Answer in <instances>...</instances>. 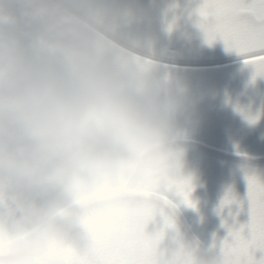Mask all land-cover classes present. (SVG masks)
<instances>
[{"label":"clouds","instance_id":"clouds-1","mask_svg":"<svg viewBox=\"0 0 264 264\" xmlns=\"http://www.w3.org/2000/svg\"><path fill=\"white\" fill-rule=\"evenodd\" d=\"M133 23L120 0H0V264H77V231L220 264L165 210L199 118Z\"/></svg>","mask_w":264,"mask_h":264},{"label":"flooded vegetation","instance_id":"flooded-vegetation-1","mask_svg":"<svg viewBox=\"0 0 264 264\" xmlns=\"http://www.w3.org/2000/svg\"><path fill=\"white\" fill-rule=\"evenodd\" d=\"M120 0L134 17L127 35L151 47L162 68L185 82L196 103L199 124L189 128L187 169L194 174L186 203L166 194L202 241L220 254L228 227L249 220L246 174L264 180V75L254 76L246 57L219 36L208 42L201 26L205 0ZM153 21H142L143 19ZM230 192L232 203L222 204ZM82 231L73 243L86 242Z\"/></svg>","mask_w":264,"mask_h":264},{"label":"snow or ice","instance_id":"snow-or-ice-1","mask_svg":"<svg viewBox=\"0 0 264 264\" xmlns=\"http://www.w3.org/2000/svg\"><path fill=\"white\" fill-rule=\"evenodd\" d=\"M201 26L209 43L218 36L229 49L246 57L255 75H264V0H205L201 5ZM249 220L246 224L228 227V235L220 243V264H264L256 250L264 253V180L246 174ZM191 184L187 181L174 186L171 193L190 203ZM168 204L167 196L163 197ZM231 193L222 204L232 203ZM168 223V218H164ZM145 249L150 244L145 242ZM77 264H149L146 257L113 247L101 238H88L83 245H74Z\"/></svg>","mask_w":264,"mask_h":264},{"label":"water","instance_id":"water-1","mask_svg":"<svg viewBox=\"0 0 264 264\" xmlns=\"http://www.w3.org/2000/svg\"><path fill=\"white\" fill-rule=\"evenodd\" d=\"M178 5V1L177 0H171V7L173 8L171 11H174L177 8ZM142 21H153V19H143ZM261 159H264V156L261 157ZM168 200V204L166 206V211H172L177 223H179L181 225L182 230H185L189 233V235L191 237H193L200 245V248L203 249V244L200 241V239L195 235V233L192 231V229L190 228L188 222L186 221L185 217L183 216V214L181 213V211L179 210V208L171 201L167 198ZM204 250V249H203ZM255 257L257 259H259L261 256H264V253H262L260 250H256V252L254 253Z\"/></svg>","mask_w":264,"mask_h":264},{"label":"rangeland","instance_id":"rangeland-1","mask_svg":"<svg viewBox=\"0 0 264 264\" xmlns=\"http://www.w3.org/2000/svg\"><path fill=\"white\" fill-rule=\"evenodd\" d=\"M84 243H85V242H81V241H80V242H79V243H77L76 245H78V246H79V245H83Z\"/></svg>","mask_w":264,"mask_h":264}]
</instances>
